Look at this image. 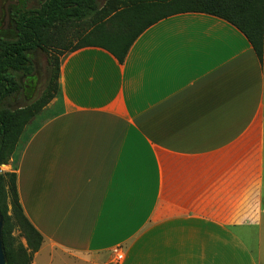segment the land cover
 I'll use <instances>...</instances> for the list:
<instances>
[{"label": "crops", "instance_id": "0c3cea01", "mask_svg": "<svg viewBox=\"0 0 264 264\" xmlns=\"http://www.w3.org/2000/svg\"><path fill=\"white\" fill-rule=\"evenodd\" d=\"M59 62L8 165L44 238L32 264H264V54L240 30L180 13L123 63L97 46Z\"/></svg>", "mask_w": 264, "mask_h": 264}, {"label": "trees", "instance_id": "16d2710c", "mask_svg": "<svg viewBox=\"0 0 264 264\" xmlns=\"http://www.w3.org/2000/svg\"><path fill=\"white\" fill-rule=\"evenodd\" d=\"M134 2L110 0L101 8L97 0H17L18 4L11 5L9 9V28L0 29V104L14 94L25 93L35 74L34 55L49 41L60 42L65 31L75 24L87 25L89 31L80 35L78 43L64 52L97 46L108 50L123 63L136 39L153 23L180 13H204L235 26L246 36L258 59H263L264 0ZM131 15L134 20L129 25L118 26V32L107 30V19H130ZM59 63L57 60L51 82L40 101L15 112L0 110V166L8 164L25 126L55 98ZM0 210L5 223L3 240L8 264H32L44 238L24 213L15 173L1 175ZM16 228L25 234L27 247L22 244L15 246L13 232Z\"/></svg>", "mask_w": 264, "mask_h": 264}, {"label": "rangeland", "instance_id": "374dc122", "mask_svg": "<svg viewBox=\"0 0 264 264\" xmlns=\"http://www.w3.org/2000/svg\"><path fill=\"white\" fill-rule=\"evenodd\" d=\"M9 9L13 3H17V0H9ZM99 7H104L108 0H97ZM8 3V0H0V29L5 27V5ZM18 4V3H17ZM16 4V5H17ZM126 3H124L125 5ZM121 3H119V6ZM123 6V5H122ZM93 19V16L90 17ZM87 18V19H90ZM104 18V17H103ZM100 18V19H103ZM9 23L7 24V28H9ZM89 31L87 25L82 26V24H75L69 27L63 35V38L60 42L58 41H49L42 50L38 51L34 57V68L35 74L34 77L31 79V82L28 84V87L25 93H18L14 94L5 100L2 101L0 104V110H8L11 112H15L19 109H24L31 106L34 103H37L42 99L44 92L46 91L47 87L49 86L54 69L56 66V61L59 60L60 56L64 53L65 49H69L70 47L75 46L78 41L80 35H84ZM82 33V34H80ZM11 160V158H10ZM9 160V162H10ZM8 164H3L2 167V175L12 174L14 172L11 171V168ZM6 166V168L4 167ZM12 207L11 204L9 205V212L11 213ZM13 237L16 239L15 246L17 247L18 244H22L24 247H27V240L25 234L19 229H14ZM44 243V242H43ZM43 246V244H42ZM41 246V247H42ZM118 256L122 257L121 253H118Z\"/></svg>", "mask_w": 264, "mask_h": 264}, {"label": "water", "instance_id": "95a60500", "mask_svg": "<svg viewBox=\"0 0 264 264\" xmlns=\"http://www.w3.org/2000/svg\"><path fill=\"white\" fill-rule=\"evenodd\" d=\"M9 4H10V1L8 0V3L5 5V24H6L5 29L7 28V24L9 23V19H10ZM13 4L16 5L17 3L15 2ZM1 175H2V169L0 166V178H1ZM4 224H5L4 217L0 210V264H8L5 246H4V240H3Z\"/></svg>", "mask_w": 264, "mask_h": 264}, {"label": "bare ground", "instance_id": "6f19581e", "mask_svg": "<svg viewBox=\"0 0 264 264\" xmlns=\"http://www.w3.org/2000/svg\"><path fill=\"white\" fill-rule=\"evenodd\" d=\"M5 168H6V166H4ZM1 169H2V167H1Z\"/></svg>", "mask_w": 264, "mask_h": 264}]
</instances>
